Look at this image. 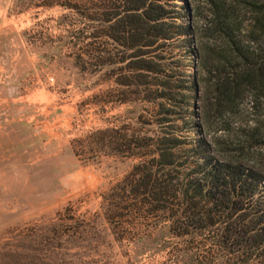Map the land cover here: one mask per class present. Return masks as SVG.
<instances>
[{"label":"rangeland","instance_id":"1","mask_svg":"<svg viewBox=\"0 0 264 264\" xmlns=\"http://www.w3.org/2000/svg\"><path fill=\"white\" fill-rule=\"evenodd\" d=\"M237 1L249 42L254 14L247 0ZM174 3L187 5L204 28L201 89H214L222 42L208 26L210 0ZM48 4L0 0V252L28 253L29 264H186L176 259L183 245L164 230L166 223L135 197L122 199L125 180L143 158L111 144L115 136L124 143L159 130L151 116L156 88L120 85L128 61L99 70L89 62L83 69L80 47L65 38L73 13ZM181 59L174 61L196 74L197 60ZM181 75L184 79V70ZM147 93H152L148 99ZM242 109L227 120L235 133L258 117L250 101ZM106 129L111 137L99 135ZM260 153L264 158V150ZM75 230L77 238L66 240Z\"/></svg>","mask_w":264,"mask_h":264},{"label":"trees","instance_id":"2","mask_svg":"<svg viewBox=\"0 0 264 264\" xmlns=\"http://www.w3.org/2000/svg\"><path fill=\"white\" fill-rule=\"evenodd\" d=\"M49 3L73 13L65 38L80 47L83 69L89 62L99 70L128 61L120 85L156 88L151 116L159 130L124 143L119 136L111 141L127 156L143 158L125 180L122 199L135 197L150 209L149 215L166 223L164 230L183 245L176 252L178 261L264 264V0L245 1L254 14L249 42L256 48L243 35L241 3L210 0L208 26L222 42L213 67L214 89H201L204 28L194 22L187 5L174 0ZM178 56L181 62L187 56L196 59V74H187V65L174 61ZM246 100L258 117L235 133L227 120L241 115ZM219 124L213 133L210 127ZM111 132L98 133L111 137ZM79 234L71 231L66 240ZM0 264H29V254L1 251Z\"/></svg>","mask_w":264,"mask_h":264}]
</instances>
